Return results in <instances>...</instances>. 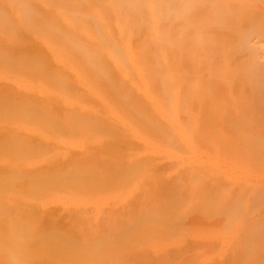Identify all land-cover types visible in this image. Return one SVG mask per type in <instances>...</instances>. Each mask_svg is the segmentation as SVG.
Returning a JSON list of instances; mask_svg holds the SVG:
<instances>
[{
    "label": "bare ground",
    "instance_id": "obj_1",
    "mask_svg": "<svg viewBox=\"0 0 264 264\" xmlns=\"http://www.w3.org/2000/svg\"><path fill=\"white\" fill-rule=\"evenodd\" d=\"M19 2L14 9L11 0H0V28L10 34L0 38V128L23 123L34 132L36 146L29 148L25 136L10 128L0 133V154L10 159L0 161V264H56L65 253L74 254L69 264H123L129 248L138 262L147 250L132 246L131 237L142 233V220L158 206L150 200L156 163L172 168L166 183L184 196L185 213L199 211L193 198L200 194L206 205L223 196L221 223L244 215L249 194L244 181L255 171L264 174V61L250 42L264 35V0H196L185 18L175 13L186 0H100L95 19L80 15L71 0ZM28 30L40 36L29 55L21 51ZM120 69L124 80L114 76ZM77 79L90 87L78 88ZM217 82L225 92L217 93ZM242 86L245 95L237 91ZM116 144L131 148L125 158L135 166L132 178L121 183L112 182ZM94 148L101 149L96 156L90 154ZM185 153L189 163L182 159ZM61 157L68 162L54 175L53 189L66 195L55 208L68 228L79 231L76 252L61 245L69 236L57 230L53 218L25 221L40 194L37 181L52 174ZM27 158L30 170L22 166ZM203 158L214 174V192L209 184L187 181ZM81 174L86 176L78 182ZM231 177L241 184L227 191ZM75 193L80 196L72 197ZM33 230L39 239L31 238ZM216 231V225L204 228L187 251L174 247L161 264H190L202 256L203 264H215L226 246ZM223 262L264 264V217L235 231Z\"/></svg>",
    "mask_w": 264,
    "mask_h": 264
},
{
    "label": "rangeland",
    "instance_id": "obj_2",
    "mask_svg": "<svg viewBox=\"0 0 264 264\" xmlns=\"http://www.w3.org/2000/svg\"><path fill=\"white\" fill-rule=\"evenodd\" d=\"M196 0H186V6L175 13L176 18H185L188 15V9H190ZM11 5L14 9H18L20 5L19 0H11ZM251 6H258L255 3H249ZM71 6L77 11L80 15L88 18L95 19L101 13V4L100 0H71ZM158 8L163 7L162 5H157ZM264 11V5L260 8ZM169 12L170 11H166ZM160 21L164 20V16H160ZM205 20H210L211 15L208 14L204 16ZM74 28V25H72ZM137 33V32H136ZM134 31H129L128 35L131 37H136ZM0 38L7 40L10 38L9 31L5 28H0ZM40 39L39 34L34 33L31 30H28L23 36V47L21 49L23 54L29 55L32 51L30 46H33ZM251 45L254 48L259 59L264 61V35H253L250 39ZM113 47H110L107 51L108 55L114 54ZM154 50V49H151ZM129 52L128 47L124 45L122 53L127 55ZM122 68V65H120ZM182 65L177 64L175 66V71L178 74H181ZM155 74H159V71H155ZM115 77L125 79L121 69L114 74ZM33 83H39V78H34ZM75 85L81 89H88L89 83L85 79H77ZM217 93H223L226 91V88L220 83L215 84ZM237 91L245 95L247 92L246 87H239ZM184 114H187L184 111ZM203 113H198L197 118H201ZM16 132L22 133L27 139V145L29 148L33 149L36 146V141L34 139V132L29 130L24 126L23 123L19 122H7L2 123L0 128V133L5 134L7 129ZM115 140V139H113ZM115 143V141L113 142ZM6 147L3 144V148ZM101 149L94 148L91 149L90 154L96 156ZM131 148L126 146L117 145L115 150L112 151L110 160L112 166L114 167V176L112 182L121 183L124 180L132 178L134 173L135 166L130 163L131 161L126 160L125 156L130 154ZM67 157V156H66ZM66 157H61L58 159L57 163L54 164L52 169V174L48 177H43L37 182L41 185V190L39 191V196L32 199V211L26 217L25 221L27 224L34 225V223H44L48 219L53 218L54 224L56 225L57 230L68 233L69 239L64 241L61 245L71 248L72 252L80 250V243L76 241L75 237L79 234V231L74 228H68L65 224V221L60 216L59 212L55 208V202L66 195L62 189H53L57 184L56 178L54 175L57 174L61 168V164L68 162ZM182 159L185 163H189L190 154L185 153L182 156ZM10 160L9 155L2 153L0 154V161ZM203 162L194 165L193 170L190 174L189 183L193 186L207 185L209 184L211 192H214L212 186V179H214V174L210 169L209 165L205 163L206 159H202ZM23 169L30 170L32 168V160L30 158L25 159L22 164ZM112 167V168H113ZM172 172L171 169H163L159 163L154 165V170L151 173L153 177L150 179L153 182L151 188L150 200L158 202V206L154 211L146 216L143 222L144 229L141 234L131 237L133 238L132 246L144 247L147 252L143 258L138 262H135L129 255H132V249L125 250L122 253V256L125 258L123 264H149L150 261L154 260L156 264H161L163 259H169L173 254L174 247H185L187 251L193 243V236H196L198 239L204 228L212 227L216 225L217 227V237L220 241H223L226 246L221 247L215 256V264H225L223 262V255L225 251L230 249V241L235 231L240 227H246L250 224H254L256 221L264 217V174H261L258 171H255L254 174L248 176L244 181L245 185L249 188V194L247 196L246 202L243 204V209L245 211L244 215H240L234 219L220 222V216H218V208L224 204L223 196L217 197L209 205H206L208 201H204V198L199 194L197 198H193V203L199 206V211L195 213H185V202L181 195L173 184L166 183V177H169ZM86 174H81L77 177V181H82L85 178ZM226 190H234L237 185L241 184L236 178H227L226 179ZM187 182V185H191ZM58 186V184H57ZM205 193V192H204ZM75 195V196H74ZM71 195L72 197L80 196V194L75 193ZM16 198H21L20 193L15 194ZM147 198L143 202H148ZM148 203L145 204V206ZM258 204L259 206H257ZM74 209L71 205V210H68L72 214ZM4 212V204L0 199V217ZM141 224V225H142ZM142 225V227H143ZM162 228V230H161ZM122 232V229H117L116 232ZM31 238L37 240L40 238L36 231L31 232ZM15 235L11 236L14 238ZM52 235H47L44 237L46 240H52ZM124 238V237H123ZM126 238V237H125ZM132 250V251H131ZM135 252V251H133ZM187 253V252H186ZM69 255H74L70 253ZM67 253L59 257L56 264H69ZM207 259L206 256L199 257L195 259L190 264H203Z\"/></svg>",
    "mask_w": 264,
    "mask_h": 264
}]
</instances>
